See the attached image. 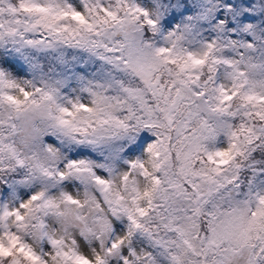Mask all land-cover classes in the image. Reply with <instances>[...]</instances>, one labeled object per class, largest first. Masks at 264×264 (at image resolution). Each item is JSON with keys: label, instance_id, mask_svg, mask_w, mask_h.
I'll return each instance as SVG.
<instances>
[{"label": "snow or ice", "instance_id": "obj_1", "mask_svg": "<svg viewBox=\"0 0 264 264\" xmlns=\"http://www.w3.org/2000/svg\"><path fill=\"white\" fill-rule=\"evenodd\" d=\"M0 264H264V0H0Z\"/></svg>", "mask_w": 264, "mask_h": 264}]
</instances>
